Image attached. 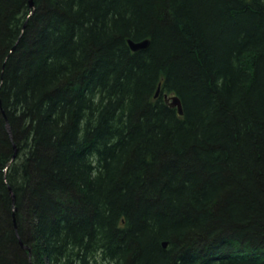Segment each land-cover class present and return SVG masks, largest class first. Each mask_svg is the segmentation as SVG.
<instances>
[{
	"label": "trees",
	"instance_id": "1",
	"mask_svg": "<svg viewBox=\"0 0 264 264\" xmlns=\"http://www.w3.org/2000/svg\"><path fill=\"white\" fill-rule=\"evenodd\" d=\"M0 264H264V0H0Z\"/></svg>",
	"mask_w": 264,
	"mask_h": 264
},
{
	"label": "water",
	"instance_id": "2",
	"mask_svg": "<svg viewBox=\"0 0 264 264\" xmlns=\"http://www.w3.org/2000/svg\"><path fill=\"white\" fill-rule=\"evenodd\" d=\"M29 6L32 7V0H29ZM128 46L131 50L136 51L139 49H144L148 46L149 40L144 39L138 42H134L132 40H127ZM159 88L155 92V97L158 96ZM164 101L170 106L175 107L178 115H182V107L179 98L176 95L168 96L166 94L163 95ZM8 128V127H7ZM9 131V130H8ZM14 159V156L12 157ZM166 246V243L163 244V247ZM24 249H28L27 247H23Z\"/></svg>",
	"mask_w": 264,
	"mask_h": 264
},
{
	"label": "bare ground",
	"instance_id": "3",
	"mask_svg": "<svg viewBox=\"0 0 264 264\" xmlns=\"http://www.w3.org/2000/svg\"><path fill=\"white\" fill-rule=\"evenodd\" d=\"M10 163V162H9Z\"/></svg>",
	"mask_w": 264,
	"mask_h": 264
}]
</instances>
